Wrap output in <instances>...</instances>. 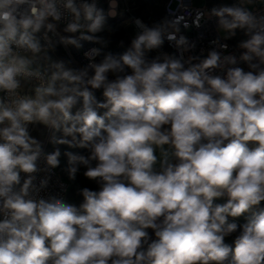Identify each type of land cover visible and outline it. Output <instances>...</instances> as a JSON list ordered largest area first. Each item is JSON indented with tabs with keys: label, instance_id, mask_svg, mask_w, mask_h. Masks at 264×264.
<instances>
[{
	"label": "clouds",
	"instance_id": "clouds-1",
	"mask_svg": "<svg viewBox=\"0 0 264 264\" xmlns=\"http://www.w3.org/2000/svg\"><path fill=\"white\" fill-rule=\"evenodd\" d=\"M107 2L0 0V264H264V15L208 11L239 56L191 55L168 17L84 50L107 44ZM62 155L97 186L79 204L49 190Z\"/></svg>",
	"mask_w": 264,
	"mask_h": 264
},
{
	"label": "built area",
	"instance_id": "built-area-1",
	"mask_svg": "<svg viewBox=\"0 0 264 264\" xmlns=\"http://www.w3.org/2000/svg\"><path fill=\"white\" fill-rule=\"evenodd\" d=\"M258 1L260 0H256V2ZM103 2L104 0H100V7L103 6ZM236 3H239V0H226V1L214 0L212 2H209L207 5L198 6L194 4L193 0H168L166 7H169L171 10V18H178L179 25L181 28V34L187 36L189 40L192 43H194L195 47L191 52V55L206 56L207 52L212 47H214L212 41L218 40L219 43L227 44L226 54L231 53L239 56L241 51L243 50L239 49L237 46L239 42L245 39L246 37L238 36V31H237V34L234 37L230 39H224V37L216 29L215 19L214 18L209 19L207 15L208 11L213 7H218L222 4L232 5ZM117 4H118V8H117V12H118L120 7L119 0H117ZM251 10L257 15H264V3L262 4L256 3L251 8ZM137 18L141 19L146 24H148V22L145 19H143L141 16L131 13L130 23L133 27L134 35L138 31V29L135 27L134 24V20ZM197 23L199 24V27L196 26ZM92 47H97V45L92 43H85L84 50L90 49ZM163 51L172 53L175 51V49L171 47L169 44L165 43ZM68 53L71 55L74 62L78 64L85 63L83 59L82 51H76L72 49L69 50ZM33 134L35 135V133ZM45 141H47V138L45 139ZM45 149L46 151H48L47 142L45 143ZM49 190L59 195L65 196L67 200L69 183L67 181H62L61 174L59 173L58 169H56V175L53 177V183Z\"/></svg>",
	"mask_w": 264,
	"mask_h": 264
},
{
	"label": "rangeland",
	"instance_id": "rangeland-1",
	"mask_svg": "<svg viewBox=\"0 0 264 264\" xmlns=\"http://www.w3.org/2000/svg\"><path fill=\"white\" fill-rule=\"evenodd\" d=\"M212 1L214 0H193L194 4L198 6L207 5L209 2ZM222 1H226V0H222ZM167 2L168 0H119L120 7L117 16L114 19H109L107 22L106 29L103 32L97 34L101 36L105 41H107V44L106 46L101 44H96L97 48H101L102 54L109 51L114 54L123 53V51H125L126 48L130 45V41L134 36V30L130 23L131 13L141 16L143 19H145L148 22L149 25H151L155 21H159L165 17H168L166 14ZM256 3L262 4L260 1L256 2V0H254V3L249 5V7L252 8ZM107 6H108V2L107 0H104L102 8L107 9ZM220 34L224 37L223 33ZM238 36L240 37L244 36L243 32L238 31ZM121 42H123V46H121ZM57 54L61 58L72 59L68 51H65L63 48L59 49ZM97 95L99 96L100 94L97 93ZM43 138L46 139L47 136L45 135V137ZM53 147H54L53 145L48 143L49 152L53 150ZM59 147L61 148L62 153L65 150H70L80 154H86L84 150L81 149H67V146H63V145ZM66 166H67V158L62 155L60 167L57 169L59 173L69 183L67 202L70 203L71 192L73 187L75 186L79 187L83 182L88 180H86L82 175H78L75 182L69 181L67 175L63 171V169ZM88 182L93 186V190L97 188V186L94 183L90 181ZM218 202L222 203L223 201L221 200ZM243 222H244L243 217H241L237 221V223H243ZM227 242L232 243L231 238H229Z\"/></svg>",
	"mask_w": 264,
	"mask_h": 264
},
{
	"label": "trees",
	"instance_id": "trees-1",
	"mask_svg": "<svg viewBox=\"0 0 264 264\" xmlns=\"http://www.w3.org/2000/svg\"><path fill=\"white\" fill-rule=\"evenodd\" d=\"M83 187H89L93 189V186L88 182H83L79 187H73L71 192V201L70 203L79 204L82 201V197L77 194V189L83 188Z\"/></svg>",
	"mask_w": 264,
	"mask_h": 264
},
{
	"label": "bare ground",
	"instance_id": "bare-ground-1",
	"mask_svg": "<svg viewBox=\"0 0 264 264\" xmlns=\"http://www.w3.org/2000/svg\"><path fill=\"white\" fill-rule=\"evenodd\" d=\"M166 14L168 16V18H171V10L169 7H166ZM61 179L62 181H66V179L61 175Z\"/></svg>",
	"mask_w": 264,
	"mask_h": 264
}]
</instances>
